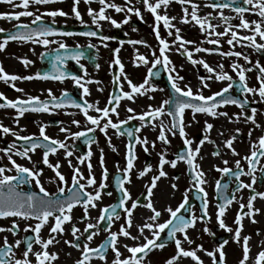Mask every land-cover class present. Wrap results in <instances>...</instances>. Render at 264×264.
Segmentation results:
<instances>
[{
  "label": "snow or ice",
  "instance_id": "snow-or-ice-1",
  "mask_svg": "<svg viewBox=\"0 0 264 264\" xmlns=\"http://www.w3.org/2000/svg\"><path fill=\"white\" fill-rule=\"evenodd\" d=\"M0 2L10 5L13 9L20 8V11H13L9 13H0V19H5L12 24V29L6 30L0 28V33L7 32L8 34L0 37V51H3L10 42L18 43H31L33 45H40L48 48L51 44H58V48L51 49L47 55L49 57L48 64L50 67L45 71H37L34 74L20 76L17 74H9L5 71L4 67L0 65V81L6 84H10L12 88L17 92H23L22 88L16 87L15 83L18 80L32 81H58L63 83L66 79H71L74 85L79 89H82L81 98L90 95L89 88L86 86L87 83L93 81L85 80L84 76L74 74L66 71V62L71 60L74 61L81 71L87 75V70L84 65L80 63L81 58L84 57L85 53L82 50V46L76 44L74 47H70L63 40L49 39L50 37H70L74 35L85 36L88 38H97L100 45L108 47L106 43L109 40L116 39L115 36L106 35L102 32V23L108 22L114 28H120L123 24H128L131 17L134 15L140 20H143L141 9L133 5V0H124L123 5L117 4L114 0H83V3L87 5V15L91 18V24L95 26L97 30H88L79 33L70 31H63L55 27L57 16L68 17L69 13L62 9H46L41 12L39 8L35 11L30 10L33 5L43 6L55 3H62L63 0H0ZM98 3L100 7L93 9L90 5L92 3ZM172 0H136V3L142 4L144 11L149 12L154 18V24L152 25V31L155 34L156 40L159 42V55L152 53L153 59L149 61L145 55L137 53L132 63L134 66L140 64L148 65V74L144 77L143 81L139 84L133 83L130 77L124 72V65L121 62L118 53L121 48L117 47L112 49L113 60L112 64L119 66V74L113 77V83L120 90L119 94H109L107 103L103 108L99 107V102H89L87 99H83L82 103L77 102L76 99H72L67 90L61 91L60 96H56L51 88L42 89L41 92H46L47 95L41 99L40 95H28L25 94L24 98L17 97L16 99H8L3 93H0V109L11 108L15 110V115L11 117L14 124L19 125V120L25 115V113H47L52 114L60 110H66L68 108H75L83 115L85 120V126L82 130L72 132L70 127L61 126L59 131L65 133L63 140L53 138L47 135L45 124L39 125L38 135H21L20 132L24 131L21 127L20 131H16L10 127L4 126L0 123V135L11 134L15 140L8 144L6 148H0V152L4 153L11 167L0 166V219L6 218H18L12 219L10 227L0 226V233H11L13 237L17 236L20 232V225L18 220L28 221L34 220L36 223L25 224L23 231L25 233L31 232V235H25L20 239H15L14 243H10L7 236H4L2 243H0V264H52L53 261L58 259V253H49L48 248L50 245L60 243L57 240V235H63L66 229L63 227L66 223L71 224L68 231L72 235V240H64V244L71 248H75L80 251V257L74 261V264H92L94 258L104 262V264H145V258L153 250H162L167 246L169 241L174 242L175 252L172 256L164 261V264H178L183 258H190L194 264H204L198 252L202 251L211 258L212 264H226L224 251L225 246L228 244V240L224 239L219 242L211 251L205 249L203 245L197 244L195 248H185L183 245L186 243L191 246L195 241L189 236V230L195 229L198 222H202L209 218L208 211V199L207 192L203 185L207 183L205 179V173L201 169L200 164L197 162V157L200 155L201 146L206 142H212L209 139L207 133H209L214 125L209 123L207 120L204 121L202 131L205 133L203 138L199 139L197 146L193 149V140L188 138L186 128L190 127L192 123H198L196 120L197 114H203L212 118L224 117L229 122L240 121L243 117L245 123H251L255 128H260L261 125L256 121L257 109L252 107L248 108L250 103H256L255 97L258 96L260 102L264 103V66L259 61L255 62L254 67L258 70L256 79L258 81V87L249 86L247 82L246 73L252 71L249 55L242 51H221L219 48H203L195 46L192 50H189L186 45H195L196 42L192 40H186L182 37L181 29L176 27L172 21L176 20L177 17L170 16L167 11L163 14L159 11L160 9H167ZM180 5H190L189 7H182L183 15L180 16V22L183 24L193 23L199 26L200 33L204 34V41L201 43H208L211 45H219L221 37H228L226 43L235 47L240 45L242 48H252L256 52L264 54V42H258L257 37L260 41H264V0H241L237 3V0H209V3L205 5L211 8L213 12H208L206 15L201 16L198 14L199 5L194 3L193 0H176ZM81 0H72L71 3V15L80 22L81 25L85 24L82 14L79 10ZM109 9L114 10L117 13H124V19L117 21L110 14ZM224 9H230L236 13L235 17L226 16ZM258 15L259 19L249 20L245 14ZM50 18V23L44 21V17ZM21 17L32 18L29 23L21 22ZM239 19L238 24H232L233 19ZM218 19L219 24H213L212 20ZM163 23V28L167 30L168 36H173L174 39L168 41L162 38L159 31V26ZM223 25V31H216L217 27ZM237 29H244L249 31L250 35L241 36ZM133 31H136L133 28ZM210 37H215L210 38ZM131 45L145 44L143 40H131L126 41ZM122 46L125 41H120ZM175 45V50L180 52L186 57V59L193 65H202L208 76L199 77V85L196 91L189 84H184L183 88L180 83L184 80V77L180 76L176 67L172 64L169 56L166 52L172 51V46ZM89 48H96L97 45L89 43ZM63 50V51H60ZM34 51V49H32ZM193 52H218L222 57H235L230 64L232 72L235 73V78L227 71H224V65L221 63L217 69L211 67L203 59H193ZM45 53H41L40 57L43 59ZM20 63L25 67H29L33 61L27 57H17ZM95 59V57H93ZM239 59H243L244 65L238 62ZM157 65H162L164 70L169 73L168 82L171 86L172 93L168 99L163 100L157 107H153L151 104L147 106L146 111L136 113L132 107H126V111L131 113L126 120H120L119 117V105L121 100L127 99L135 102L137 96H145L149 91H156L157 89L150 83L152 76H159V72H154L153 69ZM95 67L98 69L99 64ZM182 67V66H181ZM175 73V75H172ZM123 82L127 83L130 91H125ZM228 81L227 85L221 88L219 91L205 96L202 89L210 87L208 81ZM99 84V81H95ZM103 91L102 88L98 89ZM231 90V91H230ZM232 92H239V96L231 94ZM249 95L253 97L250 101ZM153 97L149 96L148 99ZM227 105H233L240 109L239 113H233L231 116L227 111H219ZM111 106V107H110ZM167 106V107H166ZM89 110L94 111L98 115H91ZM190 110L191 120L185 122V112ZM250 111L251 114H248ZM66 115L75 116L76 113L65 112ZM112 115L117 117L114 122ZM167 115L170 117V122L165 123L164 120L160 119L162 116ZM130 120H139L140 124L135 129L122 128L123 125L127 124ZM158 121V123H154ZM63 123V122H59ZM71 125L77 127L81 126V121L73 118L70 121ZM87 125H91L88 127ZM145 127H151L153 129L158 128V135L156 140L160 141L164 145H169V135H179L183 140L184 148L179 150L175 154V158L168 160L166 158V151L158 153V174L151 178L148 185L145 186L146 191L141 193L144 197L145 203L141 205L140 198L132 199L130 191L125 187V184L131 183L130 173L135 167L134 161L137 159L135 153V146L139 144L143 147L145 153H149V140L145 136L137 135ZM114 130L118 136L126 135L129 138L128 144H126L125 160L126 164L123 168L120 167L119 163L115 165L116 173L113 174V180L116 190L120 193L118 202L99 208V216L96 218L95 223H87L83 231L76 226L73 222V209L80 206L83 211L81 217H77V220L87 221L90 218V209L98 208V201H101L102 195L106 194L111 196V192L105 193L104 190L108 187L106 181L108 178V169L105 166V159L103 149L100 150L99 165L101 168V178L99 183L93 174V166L90 162L92 151L91 145L95 143V138L89 136V133L99 131L103 133L109 147L115 152L116 148L111 143V137L108 136V129ZM240 129H236L235 132L239 133ZM223 135V132L218 133ZM252 129H249L248 136L251 137ZM84 137V143L89 147V150L81 155L77 156L76 159L80 164L87 163L88 175L84 176L81 169L74 165L69 157H72L76 146L67 143L69 140H78ZM236 135L229 136L228 139L222 142L223 147L227 148L233 156H239L240 154L233 147V142L236 140ZM16 141H21L17 146ZM156 141H151V147L154 149ZM41 150L42 157L39 163L46 165L52 170L54 176L50 178V182L57 184L56 191L49 193L43 184L41 183V175L43 172L42 168H37L36 163L32 161V154L37 150ZM63 150L65 159L67 160L69 168L72 169L71 174V186H68V181L65 176L59 170L61 167L60 161L57 160L55 164L49 161L50 155H56L59 150ZM18 156L23 159H27L33 164V167H27L20 163H17L13 156ZM214 156H220L219 151L212 153ZM264 157V134L260 135L255 141H250L249 154L241 157L234 161V168L228 167V161L223 160L224 167L213 166L222 177L227 176L228 179L222 182L221 179L215 181V190L218 194V203L216 206V220L219 228L226 232L233 233L232 239L237 244H241V233L243 229L242 220L244 217H248L252 223H256L254 215L260 212V209L254 208L253 202L259 197L264 200V191H256L253 185L257 182L255 175L256 166L260 164L261 170L264 171V164H261V158ZM2 159V158H0ZM200 159H203L201 156ZM241 160H244L247 164V170L242 166ZM178 162H185L188 166L190 173V188H194L198 193L197 198L201 199L202 203L199 207L201 215L197 216L189 206L188 192L190 189H186L183 195V199L174 209L170 206L165 207L162 210H158L153 200L151 199L154 195L153 190L157 187V181L161 177H166L167 173L164 171V165L168 164L172 168H176ZM15 171V175H9ZM152 171V165L146 164L142 170L139 171L138 177L145 176L148 172ZM122 173V175H121ZM250 176L251 182L245 183L241 177ZM173 180L179 179V177H173ZM81 181H84L83 183ZM264 183V179L261 181ZM39 190V194L36 191L24 190L22 186H28L31 188L32 184ZM230 184H234L233 191L231 194L227 193V189ZM171 189L176 190L177 184L171 183ZM88 188H92V191H88ZM242 189L250 190V195L247 199V203H241L237 200L236 193ZM131 202L130 207L127 206L128 202ZM234 201L239 203V210L237 211L234 219L236 225L235 230L229 227L225 223V215L227 209L233 204ZM138 207L147 209L151 214L147 216L146 220L136 225L137 234H132L133 227V213ZM188 207L189 215L185 216L182 213V209ZM120 209L121 211H117ZM246 209V210H245ZM121 212L123 213V223L120 224L118 230H112V225L115 221L121 220ZM162 212L168 214V218L163 222H157L162 215ZM53 221L49 227V235L45 239L40 233L44 226L49 225V222ZM102 221H107L106 226L101 224ZM94 229V231H89ZM107 233L105 241L97 247H91L90 242L94 236L100 231ZM147 230L150 233L145 235ZM166 232L167 239L160 242L161 234ZM205 233L214 235L210 232L209 228L205 226L203 228ZM259 235V230H257ZM119 237L130 239L135 243L129 245L127 243H121ZM251 237L244 235L242 237V257L238 260V264H248L250 260V241ZM142 241V242H141ZM21 244L25 245L24 251L21 256L17 257V250ZM34 245L39 246L34 248ZM261 250L256 254L253 264H264V239L259 242ZM123 247L130 255L124 257L120 248ZM111 251L114 254V258L109 262L107 260V253ZM218 254V256H217ZM70 256L71 254L68 253ZM34 257L33 259H30ZM150 264V262H149Z\"/></svg>",
  "mask_w": 264,
  "mask_h": 264
},
{
  "label": "flooded vegetation",
  "instance_id": "flooded-vegetation-1",
  "mask_svg": "<svg viewBox=\"0 0 264 264\" xmlns=\"http://www.w3.org/2000/svg\"><path fill=\"white\" fill-rule=\"evenodd\" d=\"M18 3L19 0H16ZM115 3L123 5L124 0H114ZM194 3H197L200 7L198 10V14L201 16L206 15L208 12H213L211 8L206 7L209 3V0H193ZM214 2H219V0H214ZM241 0H237V3H240ZM71 3L72 0H63L62 3H55V4H49V5H43V6H36L33 5L30 7V10L35 11L37 8L41 12L45 11L46 9H62L65 12L69 13L68 17H60L57 16L55 18L56 23L55 27L58 29H61L63 31H70L74 33H79L83 31L88 30H97L94 25L91 24V18L87 15V5L83 3V0H81V3L79 5V10L82 14V18L85 21L84 25H81L79 21H77L72 15H71ZM133 5L135 7H138L141 9L143 20L138 19L134 15L129 20L128 24H123L120 28H114L112 27L108 22H101L102 23V32L106 35L115 36L116 39L109 40L106 43L108 44V47H103L100 45V42L97 38H88L85 36L80 35H74L70 37H50L49 39H57V40H63L67 45L70 47H74L76 44H79L82 46V50L84 51L85 55L83 58H81L80 63L84 65L85 69L87 70V75L85 76V73L79 69V66L74 61H67L66 62V71L72 72L77 75H81L85 77V80L93 81L91 83H87L86 86L89 88L90 95L85 96L81 98L82 89H79L71 79H66L63 83H60L58 81H41V80H32V81H24V80H18L15 83L16 87L22 88L23 92H17L14 88L10 86V84H6L3 81H0V93H3L5 97L8 99H16L17 97L24 98L25 94L28 95H40L41 99H43L47 93L41 92L42 89H48L51 88L53 93L56 96H60L61 91L67 90L69 95L72 99H76L77 102H81L83 99H87L89 102H99V107L103 108L105 104L107 103L109 94H119L120 90L116 87V85L113 83V77L115 75L119 74V66L111 64V61L113 60V53L112 49H115L117 47H120L121 50L118 53L119 58L121 62L124 65V72L130 77V79L133 81V83L139 84L143 81L144 77L148 74V68L151 67V64L144 65L140 64L139 66H134L132 63V60L134 56L139 53L146 56V58L151 61L153 59L152 53H156L159 55V42L155 38V34L152 31V25L154 24V18L149 12L144 11L142 4L136 3V0H133ZM93 9H97L100 7L98 3H92L90 5ZM182 7H189V11L191 10L190 5L182 6L176 0H172L169 7L167 9H160L159 11L161 14H163L164 11H167V13L170 16L177 17L176 20L172 21L173 24L176 25V27H179L181 29V35L186 40H192L195 41V45H186L187 48H194L195 46H200L203 48H219L221 51H223V47L221 45H224L226 43L227 37H221L220 38V44L219 45H211L206 42L201 43L204 41V34L200 33L199 26L195 25L194 22L190 24H183L180 22V16L183 15L182 13ZM22 9L15 8L13 9L10 5L0 2V13H9L13 11H20ZM108 14H110L114 19H116L118 22L124 19V13H117L112 9L107 10ZM224 14L226 16H232L235 17L236 13L232 12L230 9H224ZM213 15H215V12H213ZM246 18L249 20L253 19H259L258 15L255 14H245ZM21 22L29 23L32 18L30 17H21ZM44 21L46 23H50L49 17H44ZM16 23L15 21L9 22L5 19H0V28H4L6 30H14L12 29V24ZM213 24H219L218 19L212 20ZM232 24H238L239 19H233L231 21ZM133 28L136 29V31H133ZM160 35L162 38H165L169 42L174 39V29L173 36L167 35V30L163 28V23L161 22L159 26ZM216 31H223V25H220L217 27ZM239 34L241 36L243 35H250L251 33L244 29H237ZM7 32L0 33V37H3L7 35ZM215 38V37H210ZM129 39L131 40H143L146 41L147 46L145 44H137V45H131L127 43ZM120 41H125V43L121 46ZM258 42H263L259 40V37H257ZM89 43L97 45L96 48H89L87 45ZM227 44V43H226ZM175 45L172 46V51L166 52L170 54V60L172 61V64L176 67L178 73L180 76L184 77V80L180 83V86L183 88L184 84H189L193 91H196L197 87L192 83L193 78L201 77V76H207L206 70L203 68L202 65L196 64L193 65L191 62H189L184 55H182L180 52H177L175 50ZM58 48V44H51L48 46V48H45L40 45H33L31 43H18V42H10L6 48L3 51H0V65H2L5 69V71L9 74H17L20 76L24 75H30L34 74L37 71H45L47 70L50 65L48 64V55L47 53L51 49ZM34 49V51H32ZM63 51V50H60ZM256 52V51H255ZM45 53V56L43 59H41L40 54ZM200 53H203L202 58H200ZM262 58L264 59V54H261L257 52ZM176 54L181 59H185L184 63L181 65L182 68L178 70L177 63L179 60H176ZM215 56H221L218 52H193V59L199 60L203 59L206 63L210 65V60L212 57ZM17 57H27L33 63L25 68L21 63L20 60L17 59ZM95 57V59H93ZM199 58V59H198ZM209 60V62H208ZM182 61V60H181ZM96 64H99V68L97 69L95 67ZM180 66V67H181ZM191 69H187V68ZM195 69V70H192ZM154 72H159V76H152L150 78V83L157 89L156 91H149L145 94V96H137L135 99V102L129 101L127 99H123L120 102L118 111H119V119L120 120H126L131 113H128L126 111V107H132L136 113H141L142 111L147 110V106L151 104L153 107H157L161 104L163 100H166L169 98L170 95H174L171 90V86L168 82V75L169 73L164 70V67L162 65H157L154 69ZM257 69L253 66L252 71L247 72V82L249 86L258 87V82L255 80H251L250 75L254 74L257 75ZM172 75H175V73H172ZM95 81H99L100 83L97 84ZM210 82V81H208ZM123 87L125 91H130V89L127 86L126 82H123ZM227 83V82H226ZM102 88L103 91H99L98 89ZM203 94L205 96L211 95L219 90H215L211 92H208L204 89H202ZM231 91V90H230ZM231 94L239 96V92H232ZM153 97L152 99H148V97ZM248 99L251 101L253 97L249 95ZM256 103H250L248 108L251 109L252 107H255L257 109L256 114V121L261 125L260 128H255L253 124L245 123L243 120V117L240 121H234L229 122L224 117H218V118H212L209 116H205L203 114H197L196 120L198 123H192L190 127L186 128V132L188 134V138L193 140L192 147L193 149L197 146V143L199 139L203 138L205 133L202 131L204 126V121L207 120L209 123H212L214 125L213 129L207 133L209 136V139L212 141L211 143L206 141L201 146V152L200 155L197 157V162L200 164L201 169L205 173V179L207 180V183L203 185L205 188V191L207 192V199H208V211H209V218L205 219L202 222H198L196 224L195 229L189 230V236L195 241V243L191 246L187 245L186 243L183 245L186 249L189 247L195 248L197 244L203 245V247L209 251H211L219 242H221L224 239L228 240V244L225 246L224 251L226 253L225 261L226 264H238V260L242 257V237L244 235H248L251 237L249 244H250V260L248 261V264H253V260L256 256V254L261 250V246L259 245V242L264 239V200L260 199L259 197L253 202L254 208L260 209L259 213H256L254 215V219L256 223H252L251 220L248 217H244L242 220L243 223V229L241 233V244H237L233 241L232 235L233 233L226 232L225 230L219 228L217 220H216V206L218 201V194L215 190V181L217 179H221L222 182L224 180H227L228 177L224 176L222 177L219 172L215 170L213 167H224L223 160L228 161V167L234 168V161L237 159H240L241 157L249 154V147H250V141H255L260 135L264 134V103L260 102L259 97H255ZM3 101L0 100V103ZM111 107V106H110ZM167 107V106H166ZM72 112L76 113L75 116L66 115L65 112ZM219 111H227L228 114L231 116L233 113H239L240 109L233 105H227L222 109H219ZM91 115H98L92 110H89ZM248 114H251L250 111ZM15 115V110L11 108L6 109H0V123H2L4 126L10 127L16 131H20V128L23 127L24 131L20 132L21 135H30V134H36L38 135L39 132V125L45 124L46 127V133L50 137L58 138L63 140L65 137V133H62L59 131V128L61 126L64 127H70V130L72 132L80 131L85 126V120L82 114L79 113V111L75 108H68L66 110H60L57 112H54L52 114L47 113H32L28 112L25 113L23 117L19 120V125L14 124L11 117ZM75 118L79 121H81V126L77 127L75 125H71L70 121ZM112 119L115 122L117 120V117L115 115H112ZM160 119L164 120L165 123L170 122V117L167 115L162 116ZM185 122L191 120V112L190 110H186L185 112ZM59 122H63L62 124ZM154 123H158V121H154ZM140 124L139 120H130L127 122V124L123 125L122 128H132L135 129ZM88 127H91V125H87ZM240 129L239 133H236V129ZM249 129H252V135L251 137L248 136ZM158 128L153 129L151 127H145L141 130L140 133L137 135L143 137H147L150 144H149V153H145L143 151V147L139 144H136L135 146V153L137 156V159L134 161L135 167L132 169L130 173L131 183L125 184V187L129 189L130 195L132 199L140 198L141 205L145 203V199L143 196H141V193H144L146 191L145 186L148 185L151 181V178L154 175L158 174V153L161 151H166V158L168 160H172L175 158V154L184 148L183 140L182 138L177 134L175 136L169 135L168 139L170 140L169 145H164L160 141L156 140V137L158 135ZM223 132V135H218V133ZM235 134L236 140L233 142V147L236 149V151L240 154L239 156H233L231 152L223 147L222 142L229 138V136ZM89 136H93L95 138V143L91 145V151L92 156L90 159V162L93 166V174L97 180V183H99L101 178V168L99 165L100 160V150L103 149L104 153V159H105V166L108 169V178H107V185L108 187L104 190L105 193L111 192L112 195H102L101 201H98V208L96 209H90V218L87 221H81L77 220V217H81L83 215L82 208L80 206H77L73 209V218L76 223V226L80 228L81 231H83L84 227L87 223H95L96 218L99 216V208L113 204L118 202L120 193L116 190L114 180H113V174L116 173V167L115 165L119 163L120 167L123 168L126 164L125 160V153H126V144L129 142V138L124 136H118L115 134L114 130L109 128L108 129V136L111 137V143L116 148V151L114 152L111 147H109L107 140L103 133H100L98 130L94 133H89ZM84 137H81L78 140H69L67 143L70 145H75V151L72 157H69L68 159H71L72 163L74 165H77L81 171L83 172L84 176L87 177L88 170H87V163L80 164L76 157L81 156L85 154L89 147L84 143ZM15 140V138L11 134H3L0 135V148H6L8 144L12 143ZM151 141H156V146L153 149L151 147ZM17 146H19L21 141H16ZM219 151L221 153L220 156H214L212 155L213 152ZM203 157V159H200V157ZM42 153L41 150H37L34 154H32V161L37 162L36 167L42 168L43 172L40 177L41 183L45 187V189L49 193H53L56 191L58 181L56 183L50 182V178L54 176V173L51 169H49L46 165H43L42 163H39L41 161ZM0 166H8L11 167L10 162L8 161L7 157L4 156L3 152H0ZM13 159L17 161V163H20L27 167H33V164L29 162L27 159H23L18 156H13ZM59 160L61 167L60 171L65 176L66 180L68 181V186H71V174L72 169L69 168L67 160L64 157L63 150H59L56 155H50L49 161L53 164L56 163V161ZM146 164L152 165V171L148 172L143 177H138V173L140 170L144 168ZM242 166L247 170V164L244 160H241ZM261 164H264V157L261 158ZM164 171L167 173L166 177H161L157 181V187L153 190L154 195L151 198L153 200V203L155 207L158 210H162L165 207H172L173 209L178 206V204L183 199V195L186 189H190L188 192L189 196V206L192 209V212H194L197 216L201 215L199 211V207L202 203L201 199H198V193L194 188H190V173L188 171V166L185 162H178L176 168H172L170 165L166 164L164 165ZM9 175H15V171L13 170L10 173H6ZM122 175V173H121ZM255 175L257 177V182L253 185L256 191H264V183H262V179H264V171L261 170L260 164L256 166V172ZM173 177H179V179L173 180ZM241 179L245 183L251 182L250 176H242ZM82 183L84 181H81ZM171 183L177 184V189L173 190L170 187ZM234 184H230L229 188L226 190L228 194H231L233 191ZM22 188L26 191H36L37 194H39V190L35 187V184L33 183L31 185V188H28V186H22ZM88 191H92V188H88ZM250 190L248 189H242L240 192L236 193L237 200L241 203L246 204L247 199L250 195ZM131 202L129 201L127 203V206L130 207ZM188 207L185 209H182V213L185 216L189 215ZM239 210V203L237 201H234L233 204L227 209L226 215L224 217L225 223L235 230L236 225L234 224V219L237 211ZM246 210V209H245ZM117 211H121L120 209H117ZM151 213L143 208L138 207L136 210H134L133 213V227L131 229L132 234H137L136 225L143 223L147 216H149ZM168 218V214L166 212H162L161 217L157 221L163 222ZM12 219H18V218H6V219H0V226L4 227H10ZM53 221L50 220L49 225H46L42 228L40 235L43 238H47L49 235V227ZM123 213L121 212V220L115 221L112 225V230H118L121 223H123ZM18 223L20 225V232L17 234V236L13 237L11 233H0V243H2L4 236H7L10 243H14L15 239H20L24 237L25 235H31V232L25 233L23 231L25 224H32L34 225L36 221L34 220H18ZM101 224L103 226H106L107 221H102ZM207 226L211 233L214 235H210L208 233H205L203 231V228ZM66 231L65 233L61 235H57V240L60 241L58 244L50 245L48 248L49 253L56 252L58 253V259L53 261L52 264H74V261L80 257V251H78L75 248H71L68 245L64 244V240H72V235L68 231V229L71 227V224L66 223L63 226ZM257 230H259V235H257ZM94 231V229L89 230ZM166 232L161 234L160 242H163L167 239ZM145 235H149V238H151L150 233L145 231ZM107 236V233L104 231H100L97 235L94 236L93 240L90 242L91 247H97L101 243L105 241V237ZM121 243H127L129 245L134 244L135 242L130 239H125L124 237H119ZM142 242V241H141ZM39 246L34 245V248H38ZM25 245L21 244L20 248L17 250V257L19 258L24 251ZM120 251L122 252L123 256L126 257L130 255L126 252V250L121 247ZM175 252L174 248V242L169 241L167 243V246L162 250H153L149 253V255L145 258V264H164V261L172 256ZM68 253L71 255L69 256ZM198 256L203 260L204 264H212V260L210 257H208L205 252H198ZM218 256V254H217ZM114 258V254L109 250L107 253V260L110 262ZM30 259L34 260V257L30 256ZM47 264V262H46ZM92 264H104V262L100 261L99 259L94 258L92 260ZM178 264H194L193 261H191L190 258H183L181 259Z\"/></svg>",
  "mask_w": 264,
  "mask_h": 264
},
{
  "label": "rangeland",
  "instance_id": "rangeland-1",
  "mask_svg": "<svg viewBox=\"0 0 264 264\" xmlns=\"http://www.w3.org/2000/svg\"><path fill=\"white\" fill-rule=\"evenodd\" d=\"M246 32H248L246 30ZM228 39V37H227ZM264 42V41H263ZM223 47V51H229L230 49L231 50H235V51H242L244 52L245 54L249 55L250 57V60L252 61V64L251 65H247L249 67H253L255 65V62L256 61H259L260 64L262 66H264V59L262 58V56H260L257 52H255L254 49L252 48H242L240 47V45H235V47H231L229 46L228 44H224V45H221ZM189 50H192L193 48H188ZM196 53V52H194ZM199 59V58H198ZM236 59L235 57H222V56H216V57H212V59L210 60V66L217 69V71H219V68L217 67L219 64H223L224 65V71H227L229 73V75L233 76L235 78V73L232 72L231 68H230V64L232 63V61ZM176 60H179L178 63H177V67H178V70L182 67H180L184 61H186L185 59H181L178 54H176ZM182 60V61H181ZM209 62V60H208ZM238 62L242 65L245 64V62L243 61V59H239ZM188 70L191 69L190 67L187 68ZM192 70H195V69H192ZM206 72V71H205ZM207 73V72H206ZM210 75L209 73H207V76ZM250 78L251 80H255L256 82L257 79H256V76L253 74L250 75ZM194 81H192V83L194 85H196L198 87L199 85V79L196 77L193 78ZM228 81H215V80H212L210 82H208L210 84V87L209 88H206L204 90L208 91V92H211L212 91H215V90H220L221 88L225 87L227 85ZM197 87H194L197 89Z\"/></svg>",
  "mask_w": 264,
  "mask_h": 264
},
{
  "label": "bare ground",
  "instance_id": "bare-ground-1",
  "mask_svg": "<svg viewBox=\"0 0 264 264\" xmlns=\"http://www.w3.org/2000/svg\"><path fill=\"white\" fill-rule=\"evenodd\" d=\"M167 55L169 56V58H170V54L169 53H167ZM202 56H203V53H200V58H202Z\"/></svg>",
  "mask_w": 264,
  "mask_h": 264
}]
</instances>
